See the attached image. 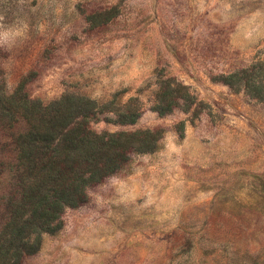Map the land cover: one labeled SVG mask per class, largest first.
<instances>
[{
    "label": "rangeland",
    "instance_id": "rangeland-1",
    "mask_svg": "<svg viewBox=\"0 0 264 264\" xmlns=\"http://www.w3.org/2000/svg\"><path fill=\"white\" fill-rule=\"evenodd\" d=\"M0 93L160 137L21 264H264V0H0Z\"/></svg>",
    "mask_w": 264,
    "mask_h": 264
},
{
    "label": "trees",
    "instance_id": "trees-1",
    "mask_svg": "<svg viewBox=\"0 0 264 264\" xmlns=\"http://www.w3.org/2000/svg\"><path fill=\"white\" fill-rule=\"evenodd\" d=\"M96 109L85 99L41 106L0 93V125L24 123L13 135L10 164L0 169V190H7L0 197V264H21L42 235L61 228L67 208L85 203L90 186L121 170L131 154L156 148L158 131L95 133Z\"/></svg>",
    "mask_w": 264,
    "mask_h": 264
}]
</instances>
